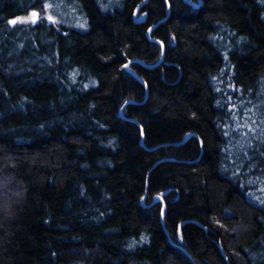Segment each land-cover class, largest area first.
Segmentation results:
<instances>
[{
    "label": "trees",
    "instance_id": "16d2710c",
    "mask_svg": "<svg viewBox=\"0 0 264 264\" xmlns=\"http://www.w3.org/2000/svg\"><path fill=\"white\" fill-rule=\"evenodd\" d=\"M0 264H264V0H0Z\"/></svg>",
    "mask_w": 264,
    "mask_h": 264
},
{
    "label": "rangeland",
    "instance_id": "374dc122",
    "mask_svg": "<svg viewBox=\"0 0 264 264\" xmlns=\"http://www.w3.org/2000/svg\"><path fill=\"white\" fill-rule=\"evenodd\" d=\"M35 18H36V15L34 16V15L32 14L31 16L28 17L27 20H31V21L33 20V21H34V20H36ZM38 18H39V17H38ZM46 18H47V20L54 21L55 15L52 14V13H50V12H47ZM35 22H37V21H35Z\"/></svg>",
    "mask_w": 264,
    "mask_h": 264
},
{
    "label": "water",
    "instance_id": "95a60500",
    "mask_svg": "<svg viewBox=\"0 0 264 264\" xmlns=\"http://www.w3.org/2000/svg\"><path fill=\"white\" fill-rule=\"evenodd\" d=\"M36 14V20L35 21H38V17H39V13L38 12H36L35 13ZM144 20H145V15H143L142 17H140V18H138L137 20H136V22L137 23H142V22H144ZM139 78V77H138ZM140 80H141V78H139Z\"/></svg>",
    "mask_w": 264,
    "mask_h": 264
},
{
    "label": "snow or ice",
    "instance_id": "6c2138e0",
    "mask_svg": "<svg viewBox=\"0 0 264 264\" xmlns=\"http://www.w3.org/2000/svg\"><path fill=\"white\" fill-rule=\"evenodd\" d=\"M33 15L35 16L36 14L35 13H33ZM34 22V21H33Z\"/></svg>",
    "mask_w": 264,
    "mask_h": 264
}]
</instances>
